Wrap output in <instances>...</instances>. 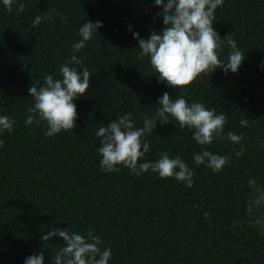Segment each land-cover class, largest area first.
Wrapping results in <instances>:
<instances>
[{
	"label": "trees",
	"instance_id": "1",
	"mask_svg": "<svg viewBox=\"0 0 264 264\" xmlns=\"http://www.w3.org/2000/svg\"><path fill=\"white\" fill-rule=\"evenodd\" d=\"M24 3L23 12L15 5L8 12L0 0V115L16 121L12 133L0 136V264H24L39 254L41 234L53 226L81 234L92 229L112 249L109 264H264V235L246 217L248 179L264 183V0H225L218 7L215 30L221 38L232 33L246 58L237 73L218 69L182 91L160 83L136 49L134 32L147 39L164 27L154 0ZM48 8L55 10L53 19L33 28ZM86 21L103 27L77 54L91 73L89 91L74 101L77 127L46 137V123H24L33 105L28 89L37 81L42 86L45 74L60 78L59 66L70 59ZM228 51L225 46L222 60ZM164 92L225 114V133L244 137L243 156L237 159L232 149L240 145L224 139L205 147L230 155L233 163L219 173L197 167L192 157L201 146L170 117L169 125L158 124L146 137L145 159L155 161L161 152L182 157L195 172L192 188L151 172H102L97 129L128 112L141 127ZM241 119L249 126L241 127ZM236 220L240 225L233 228ZM50 243L63 245L55 237ZM54 252L45 249L44 264H51Z\"/></svg>",
	"mask_w": 264,
	"mask_h": 264
},
{
	"label": "clouds",
	"instance_id": "2",
	"mask_svg": "<svg viewBox=\"0 0 264 264\" xmlns=\"http://www.w3.org/2000/svg\"><path fill=\"white\" fill-rule=\"evenodd\" d=\"M224 2L225 0H154L155 6L161 9L156 18H162L164 27L159 32L151 31L147 39L141 38L137 32L133 36L138 41L136 49H139V58L149 59L153 73L160 83L182 91L218 69L226 75L229 71L238 72L246 58L244 51L237 46L232 33L221 38L214 28L216 10ZM2 3L8 12L13 11L14 5L17 13L26 8L24 0H2ZM53 11L55 10L48 8L42 15H37L32 27L35 28L44 21L50 22ZM60 18L66 20L67 17L65 15ZM102 27L100 21L84 22L78 29L81 39L72 44L70 59L59 66L60 78L49 73L43 76L42 86L37 87L39 81L37 84L32 83L28 93L33 105L28 109L27 119L24 121L26 126L46 123V137L71 132L77 127L78 114L74 101L84 97L89 91L91 77L90 71L84 66V60L77 54L85 49ZM225 46L229 49L226 61L221 59ZM77 66L82 70H78ZM170 117L176 121L179 130L187 128L192 133V139L201 146L202 150L192 157L197 167L204 165L219 173L233 163L230 155L214 154L205 147L224 139L240 145L239 151L232 149L237 159L243 156L245 149L241 141L244 137L232 131L225 133V114H217L215 109H209L203 102L189 103L182 94L174 98L164 92L158 99L155 114L151 118L144 116L141 127L136 126L132 113L128 112L97 129L95 135L100 142L97 152L101 157V171L116 174L121 168H126L137 177L151 172L160 179H174L187 188H192L195 172L182 157H170L168 152H161L155 161L145 159L150 150L146 137L154 133L158 124L169 125ZM15 123L10 116L0 115V136L12 133ZM240 126L248 127L249 120L241 119ZM3 147L4 141L0 139V149ZM247 183L250 193L246 202V217L249 218L250 226L258 227L260 234L264 235V183H258L255 177L249 178ZM204 217L211 219L206 211ZM239 225L240 220H236L231 226L237 228ZM54 237L62 240L63 245L50 243ZM40 242L43 245L41 252L26 257L24 264H44L45 249L49 246L55 248L51 264H109L113 256L111 247L105 246V240L92 229L81 234L68 227L61 229L53 226L41 234Z\"/></svg>",
	"mask_w": 264,
	"mask_h": 264
}]
</instances>
